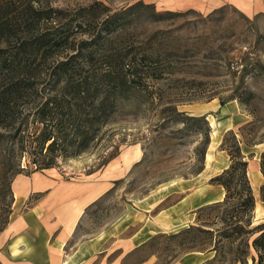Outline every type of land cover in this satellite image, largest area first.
Here are the masks:
<instances>
[{
    "label": "rangeland",
    "instance_id": "1",
    "mask_svg": "<svg viewBox=\"0 0 264 264\" xmlns=\"http://www.w3.org/2000/svg\"><path fill=\"white\" fill-rule=\"evenodd\" d=\"M49 1L63 11L62 22L71 26V41L86 38L85 32L95 27L97 12L85 13L82 9L106 8L108 13L133 9L130 14L123 13L126 25L129 22L128 28L119 31L114 44L121 47L123 40H129L135 46L157 33L151 39L153 47L170 55L165 67L172 73L155 83L152 102L143 93L134 97L137 101L134 106L124 98L117 100L115 112L100 128L97 139L87 151L75 157L56 159L52 168L64 178L92 174L101 179V175L107 173L111 179L110 189L87 211L78 228V237L96 233L139 201L154 195V200L160 199L176 187L175 184L198 174L195 173L199 167L197 150L203 146L199 125L172 121L175 112L198 116L220 100L224 103L234 100L246 116L245 124H253L257 136L264 137V0ZM67 53L71 51L48 56L47 65L32 68V75H42L45 67ZM160 96L161 100H157ZM212 100L214 102L209 104ZM171 107L176 110H169ZM211 132L210 128L209 142ZM237 137L240 139L239 135ZM259 144H262L258 148L262 152L264 142ZM4 149L0 148V228L8 221L10 213L13 172L32 169L25 156L18 162L14 153L10 150L6 153ZM245 151L244 148L247 176L255 200L252 225H256L264 222V202L259 195L263 182L259 174L260 154L257 157V152ZM183 194L175 193L159 207L172 204ZM198 216L202 223L213 220L208 211ZM191 223H196L194 212L193 219L182 229ZM182 229L151 236L139 249L126 255L122 264L144 261L176 264L184 254L198 252L190 251L180 236H172ZM246 264H252L250 258Z\"/></svg>",
    "mask_w": 264,
    "mask_h": 264
},
{
    "label": "trees",
    "instance_id": "2",
    "mask_svg": "<svg viewBox=\"0 0 264 264\" xmlns=\"http://www.w3.org/2000/svg\"><path fill=\"white\" fill-rule=\"evenodd\" d=\"M90 10L97 12L95 27L85 32L86 38L71 41L63 11L49 0H0V148L14 153L18 162L25 156L32 165L30 171L16 169L11 180L23 172L52 168L58 157L87 151L115 112L117 100L124 98L134 106V97L143 93L152 102L155 83L172 73L165 67L169 53L152 45L157 33L135 46L129 40H123L121 47L114 44L119 31L128 28L123 13L133 9L115 13L82 9ZM66 51L71 53L52 61L42 75H32V68L47 65L48 56ZM171 118L199 125L203 146L197 150V174L209 144L206 116L175 112ZM263 142L250 123L223 135L220 148L227 152L229 165L209 180L223 188V199L198 208L196 223L172 235L180 236L190 251L214 252L204 264H246L249 258L252 264H264V222L252 225L255 200L241 149L242 143L252 147ZM259 170L263 177L259 195L264 201V150ZM205 211L213 216L209 223L199 222L198 215Z\"/></svg>",
    "mask_w": 264,
    "mask_h": 264
},
{
    "label": "crops",
    "instance_id": "3",
    "mask_svg": "<svg viewBox=\"0 0 264 264\" xmlns=\"http://www.w3.org/2000/svg\"><path fill=\"white\" fill-rule=\"evenodd\" d=\"M200 115L206 116L212 129L201 172L175 184L160 199L154 200V195L139 201L88 236L78 237V228L87 211L110 189L107 173L101 179L92 174L64 178L48 168L16 175L11 182L8 221L0 231V264H122L126 255L139 249L151 236L187 226L193 212L224 196L221 186L208 183L229 163L228 155L220 149L219 133L223 135L246 123V116L234 100L213 104ZM260 145H241L242 153L245 148L246 153L257 152L258 157ZM177 192L184 194L172 204L159 207ZM212 256L213 252H190L176 264H203Z\"/></svg>",
    "mask_w": 264,
    "mask_h": 264
}]
</instances>
